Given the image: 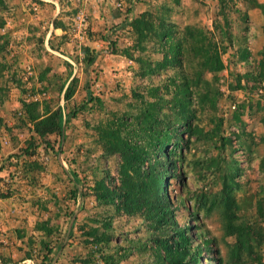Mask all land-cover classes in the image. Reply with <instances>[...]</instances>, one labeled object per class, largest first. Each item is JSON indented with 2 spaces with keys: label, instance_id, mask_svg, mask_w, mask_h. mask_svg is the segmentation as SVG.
<instances>
[{
  "label": "rangeland",
  "instance_id": "1",
  "mask_svg": "<svg viewBox=\"0 0 264 264\" xmlns=\"http://www.w3.org/2000/svg\"><path fill=\"white\" fill-rule=\"evenodd\" d=\"M2 1L0 200L5 203L4 200L10 199L12 206L0 207L1 213L8 214L10 219L20 217L21 221L11 228L14 232L9 235L8 242L13 245L7 247L0 241V247L5 246L10 251L4 260L0 252V264H85L86 261L102 264L97 254L90 256L91 246L85 242V233L94 225L92 219L105 217L111 211L97 206L92 187L95 178L105 175L117 182L118 158L104 155L95 143L93 128L114 113L130 109L135 104V92L145 95V86L163 81V76L140 78L138 65L122 53L126 48L131 51L134 42L129 27L122 25L124 19L127 17L128 23L145 11L155 13L164 6L170 10L171 20L182 27L196 25L212 32L219 11L218 2L135 0L127 14L130 7L127 0ZM235 1V7H244ZM255 1L264 5V0ZM228 5L233 6V2ZM78 11L86 14L88 23L81 39L73 31V19ZM229 14L232 35L235 38L247 36L249 64L237 60L239 44L234 41L236 48L222 56L225 69L217 74V83H213L222 94L217 110L199 111L197 121L203 129L211 130L218 119H223V126L228 130L226 134L233 139L240 131L244 132L240 137L244 145L235 141L232 151H224L225 162L207 170L203 162L211 154L198 142L189 144L178 159L180 178L169 179L168 193L176 206L178 225L191 226L192 237L203 233L213 246L212 252H202L200 264H234L231 254L238 243L234 237L225 235L223 203L210 209V202L219 200L216 199L218 193L225 199L232 195L237 207V223L245 220L260 224L264 233V174L258 167L264 155V144L259 143L264 127L260 122L263 111L257 106L258 103L262 109L264 105V83L247 94L235 89L237 77L259 73V53L264 44V9L253 8L245 23L235 12ZM54 21L63 28H54ZM102 43L106 48L100 47ZM84 47H89L96 57L90 66L83 60ZM210 76L206 74L207 79ZM73 78L74 94L66 102L63 94ZM252 84L253 80H241V86ZM90 95L98 101L87 102ZM23 102L39 103L41 113L44 107L50 111L61 109L63 115L73 107H80V110L66 124L64 139L52 134L40 142L24 115ZM239 104L243 108L237 110ZM236 111L241 113L240 122L233 119ZM228 161L236 162L239 169L238 176L233 179L226 168ZM113 224L117 233H124L131 240L146 242L150 239L151 231L142 228L139 219L115 218ZM43 225L49 232L41 229ZM115 241L120 246L124 244L122 236ZM196 243L200 244V239L196 238ZM145 252L140 255L133 251L132 256L119 264L149 263L152 260L143 254ZM240 253L237 264H264V240L255 241L251 248Z\"/></svg>",
  "mask_w": 264,
  "mask_h": 264
},
{
  "label": "trees",
  "instance_id": "2",
  "mask_svg": "<svg viewBox=\"0 0 264 264\" xmlns=\"http://www.w3.org/2000/svg\"><path fill=\"white\" fill-rule=\"evenodd\" d=\"M127 1L130 7L126 12L129 14L135 0ZM230 1L233 2L231 7L228 5ZM238 1L244 6L243 9L235 7V0H217L219 11L213 21L212 32L196 25L182 27L171 20V12L164 6L155 13L145 11L128 23L127 17L124 19L122 25L129 27L134 42L131 51L126 48L122 53L138 65L137 74L140 78L163 76V81L145 86V95L135 92V104L130 109L120 114L114 113L110 119L93 128L95 143L101 147L104 155L118 158L117 182L105 175L95 178L92 187L97 206L111 211L105 217L92 219L94 225L85 233V242L91 246L90 256L97 254L102 264H119L132 256L133 251L140 255L146 251L143 254L152 260L142 264H200L202 252H212L211 241L203 237V233L192 237L189 233L191 226L178 225L175 220L176 206L168 188L170 178L179 179L181 176L178 159L187 145L198 142L208 150L211 155L203 162L207 170L218 168L225 162L224 151H232L235 141L244 145L240 140L244 132L240 131L233 139L226 134L228 130L223 126V119H218L211 130L203 129L197 121L199 111L217 110L222 94L213 83H217V74L225 69L222 56L236 48L234 41L239 44L237 60L249 64L247 36L235 38L232 35L229 13L235 12L240 21L245 23L249 19V11L253 8L263 10L264 5L255 0ZM2 2L0 0V5ZM52 25L54 28H63L57 21ZM91 53L89 47L83 48V60L87 66L92 65L96 59ZM259 55V73L237 77L235 89L244 90L247 94L264 83V44ZM207 73L211 74L210 79L206 78ZM242 78L253 80V84L241 86ZM74 81V78L71 79L65 88L63 98L66 102L74 94L71 85ZM96 100L90 95L87 102ZM38 106L37 102L22 103L24 115L32 124V131L40 142L52 134H58L64 139L66 124L80 110V107H73L63 115L61 109L50 111L44 107L41 113ZM257 106L263 111L260 122L264 127V105L262 109L258 103ZM239 108H243V105L239 104L237 110ZM240 116L241 113L236 111L234 121L240 122ZM259 143L264 144V132ZM45 144L49 146L47 141ZM24 152L28 153L27 150ZM228 162L226 168L233 179L238 176L239 169L236 162ZM258 167L264 174V155ZM220 170L224 174V168ZM216 199L219 200L210 202V209L219 202L223 203L225 235L234 237L238 243L233 246L231 254L234 264H237L243 249L251 248L255 241L264 240L261 231L263 227L245 220L236 222L237 207L231 194L225 199L222 193H218ZM259 213L262 217L261 206ZM115 218L139 219L142 228L151 231L149 241H135L124 233H117L113 224ZM41 229L49 232L44 225ZM119 236H122L123 246L115 241ZM196 238L200 239V244L196 243ZM217 261L221 262L220 259Z\"/></svg>",
  "mask_w": 264,
  "mask_h": 264
},
{
  "label": "crops",
  "instance_id": "3",
  "mask_svg": "<svg viewBox=\"0 0 264 264\" xmlns=\"http://www.w3.org/2000/svg\"><path fill=\"white\" fill-rule=\"evenodd\" d=\"M55 32H57V31H59V30H54ZM60 32V31H59ZM100 47L101 48H106V46H105V43H102L101 45H100ZM10 200V199H9ZM7 201V199L6 200H4L5 201V203H3L1 200H0V206L1 205H3L5 208H7V205H10V206H12V204H11V202L10 201ZM7 216H9L8 214H3V213H1V207H0V241L1 242H4V244L7 246V247H9L10 245H13V242H8V240H9V235L10 234H12L14 231L13 230H11V228H13V227H16L17 226V224H19L20 223V221H21V219H20V217H18V219L17 220H15V219H10L9 217H7ZM15 216V215H14ZM9 218V219H8ZM18 221V222H17ZM11 222H15V224H10ZM8 224V225H7ZM8 237V238H7ZM5 246H1L0 247V252H1V255L3 256L2 258H3V260H4V258H6L7 257V255H8V252H9V254H10V251H8V248H4ZM9 257V256H8ZM7 257V258H8ZM13 257H15V254H13Z\"/></svg>",
  "mask_w": 264,
  "mask_h": 264
},
{
  "label": "built area",
  "instance_id": "4",
  "mask_svg": "<svg viewBox=\"0 0 264 264\" xmlns=\"http://www.w3.org/2000/svg\"><path fill=\"white\" fill-rule=\"evenodd\" d=\"M74 27L73 31L76 33V36L81 39L85 36L87 31V16L83 11H78L75 14L73 19Z\"/></svg>",
  "mask_w": 264,
  "mask_h": 264
}]
</instances>
